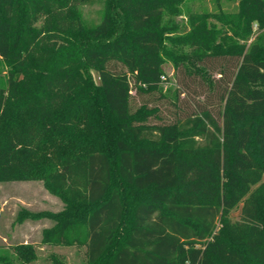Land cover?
Here are the masks:
<instances>
[{"label": "trees", "instance_id": "16d2710c", "mask_svg": "<svg viewBox=\"0 0 264 264\" xmlns=\"http://www.w3.org/2000/svg\"><path fill=\"white\" fill-rule=\"evenodd\" d=\"M92 1L0 0V183L64 204L17 220H52L41 244L86 264H264V0L186 24L184 0H105L89 24ZM168 63L203 99L154 124L159 106L132 102L166 98ZM14 249L0 264L37 258Z\"/></svg>", "mask_w": 264, "mask_h": 264}, {"label": "rangeland", "instance_id": "374dc122", "mask_svg": "<svg viewBox=\"0 0 264 264\" xmlns=\"http://www.w3.org/2000/svg\"><path fill=\"white\" fill-rule=\"evenodd\" d=\"M104 1L93 0L90 4L82 6L84 18L89 24L99 22ZM222 4L225 11H234L237 8V1L222 0ZM182 8L184 9V15L180 16L179 20L184 21L186 24L188 13L204 10L214 12L217 7L215 0H184ZM165 70L170 80L164 86L166 98H160V93L143 97L135 95L132 102L134 110L143 103H148L153 107L159 106L163 121L152 120L151 122L154 124L173 122L177 114L185 115L180 111H191L195 107L196 100L203 99V97L194 94V92L200 90L194 84L191 88H188V91L183 90V85L181 82L178 83L176 70L171 63L165 66ZM167 87H170V92L165 90ZM176 90L184 92L180 95V102L174 98V91ZM0 204L2 210L0 214V247L9 249L13 257L16 258L15 246L24 244L27 241L34 246L37 258L35 261L26 264H55L54 259L51 258L52 255H56L63 264H86L85 247L55 248L41 244L42 231L54 225L52 220L42 219L40 221L28 220L24 222L17 220L19 213L24 209L31 212H59L63 209V202L49 192L42 181L0 183ZM239 214V209L233 211L232 220H239ZM15 258L13 260L14 264H24Z\"/></svg>", "mask_w": 264, "mask_h": 264}, {"label": "crops", "instance_id": "0c3cea01", "mask_svg": "<svg viewBox=\"0 0 264 264\" xmlns=\"http://www.w3.org/2000/svg\"><path fill=\"white\" fill-rule=\"evenodd\" d=\"M43 230H45V229H43ZM42 233H43V231H42ZM24 244H29V243L26 241ZM55 248H66V247L56 246Z\"/></svg>", "mask_w": 264, "mask_h": 264}]
</instances>
